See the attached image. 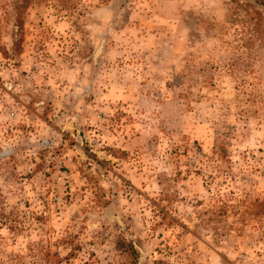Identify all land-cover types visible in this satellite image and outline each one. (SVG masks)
Segmentation results:
<instances>
[{"label":"rangeland","instance_id":"1","mask_svg":"<svg viewBox=\"0 0 264 264\" xmlns=\"http://www.w3.org/2000/svg\"><path fill=\"white\" fill-rule=\"evenodd\" d=\"M0 264H264V0H0Z\"/></svg>","mask_w":264,"mask_h":264},{"label":"trees","instance_id":"2","mask_svg":"<svg viewBox=\"0 0 264 264\" xmlns=\"http://www.w3.org/2000/svg\"><path fill=\"white\" fill-rule=\"evenodd\" d=\"M256 1H258V0H256Z\"/></svg>","mask_w":264,"mask_h":264}]
</instances>
